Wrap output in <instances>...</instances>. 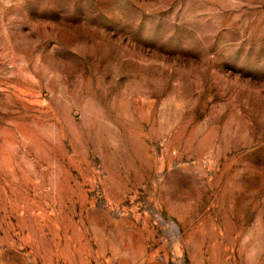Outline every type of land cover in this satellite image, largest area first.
I'll list each match as a JSON object with an SVG mask.
<instances>
[{
  "label": "rangeland",
  "instance_id": "1",
  "mask_svg": "<svg viewBox=\"0 0 264 264\" xmlns=\"http://www.w3.org/2000/svg\"><path fill=\"white\" fill-rule=\"evenodd\" d=\"M0 264H264V0H0Z\"/></svg>",
  "mask_w": 264,
  "mask_h": 264
}]
</instances>
